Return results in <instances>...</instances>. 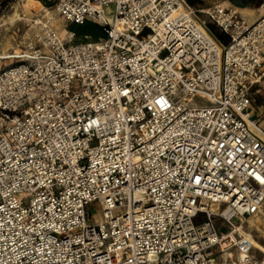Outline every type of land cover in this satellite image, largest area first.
<instances>
[{
    "label": "built area",
    "instance_id": "built-area-1",
    "mask_svg": "<svg viewBox=\"0 0 264 264\" xmlns=\"http://www.w3.org/2000/svg\"><path fill=\"white\" fill-rule=\"evenodd\" d=\"M47 1L103 37L67 43L45 23L0 69V264H264L235 230L264 211V19Z\"/></svg>",
    "mask_w": 264,
    "mask_h": 264
},
{
    "label": "rangeland",
    "instance_id": "rangeland-1",
    "mask_svg": "<svg viewBox=\"0 0 264 264\" xmlns=\"http://www.w3.org/2000/svg\"><path fill=\"white\" fill-rule=\"evenodd\" d=\"M216 1L222 3L225 0H210V2H205L204 6L199 7L200 9L198 10H206L216 3ZM260 5H264V0H260L258 4L256 3L251 8H257ZM194 7L197 8L196 6ZM48 14L52 17L50 21L47 20L46 15ZM197 16L200 21L209 22V18L205 14L198 13ZM10 18L15 19L14 23L9 20ZM105 19L109 24L113 23L114 6L112 4L106 8ZM45 23H48L58 33L59 37L63 31L70 32V29L74 27V24L65 22L55 11L53 3L47 0H0V55L13 56L17 53L19 54L20 50L25 48L28 39H33L41 25ZM72 35L65 42L80 43L95 41L94 38L86 39L73 33ZM60 38L62 39V37ZM17 62L18 60L10 57L0 59V69L14 65ZM253 97L255 98L254 107L264 105V91L255 94ZM193 101L198 104H205L199 97H194ZM2 127L3 122L0 119V133ZM245 218L244 224L241 225V221H239L235 226L239 225L240 232L251 236L253 240L252 254L257 259L264 260V225L261 226L262 223H259L250 228L248 227L249 222L254 218L251 216ZM100 220L101 210L95 204H90L87 207V221L89 223H97ZM236 233L238 234V232Z\"/></svg>",
    "mask_w": 264,
    "mask_h": 264
},
{
    "label": "trees",
    "instance_id": "trees-1",
    "mask_svg": "<svg viewBox=\"0 0 264 264\" xmlns=\"http://www.w3.org/2000/svg\"><path fill=\"white\" fill-rule=\"evenodd\" d=\"M185 1L190 6H194L197 3V1L195 0H185ZM259 1L260 0H256V3ZM233 4L239 8H243L247 6L246 4L244 3L241 4L237 1H235ZM204 24L207 31L211 34L212 37L220 41L222 44H226L228 42L229 37L226 34H224L217 26H215V24L212 23L210 20L209 22H204ZM70 32L86 39L94 38L95 41L103 37V33L100 26L91 22H85L81 25L74 24V27L70 29ZM84 42H89V41H84Z\"/></svg>",
    "mask_w": 264,
    "mask_h": 264
},
{
    "label": "bare ground",
    "instance_id": "bare-ground-1",
    "mask_svg": "<svg viewBox=\"0 0 264 264\" xmlns=\"http://www.w3.org/2000/svg\"><path fill=\"white\" fill-rule=\"evenodd\" d=\"M222 5V4H221ZM241 12V14L243 15V22L245 23V24H247L248 26H251V25H253L255 22H257L258 20H260V19H264V17H262V18H260V19H258L257 20V18H255L254 17V14H253V11L251 10H246V9H244V10H241L240 11ZM255 12V11H254ZM262 13V11H258V14H261ZM47 16V20L48 21H50L51 19H52V17L48 14V15H46ZM15 18V17H14ZM14 18H10L9 20H11V22L12 23H14L13 21L15 20ZM39 24V23H38ZM73 35H72V32H68V31H63L61 34H60V37H62V40H64V41H68L69 40V38H71ZM18 55V53L17 54H15V55H13V56H9V55H0V59H6V58H12V57H16ZM251 217H253L254 219L253 220H251L250 222H249V226L248 227H253L254 225H256V224H259V223H262L261 224V226L262 225H264V211H260V212H258V213H256V214H254V215H252ZM246 221V218L245 217H243V218H241V225L242 224H244V222ZM248 223V222H247ZM258 227V226H257ZM253 229V228H252ZM236 232H238V234L241 236V237H243L246 241H248L250 244H251V246L253 245V240H252V238H251V236L250 235H247V234H244L243 232H240L239 231V225L238 226H236ZM257 230H258V228H257ZM261 231V230H260Z\"/></svg>",
    "mask_w": 264,
    "mask_h": 264
},
{
    "label": "crops",
    "instance_id": "crops-1",
    "mask_svg": "<svg viewBox=\"0 0 264 264\" xmlns=\"http://www.w3.org/2000/svg\"><path fill=\"white\" fill-rule=\"evenodd\" d=\"M185 1V0H184ZM205 2H210V0H197V3L194 5V6H196L197 8H195L194 6H190L186 1H185V3L188 5V6H190V7H192L193 9H196V10H198V9H200L199 7H202V6H204L205 5ZM217 2H220V1H216V3ZM235 1L233 0H225V1H223L221 4H222V6L223 7H229V8H233L237 13H238V17L241 19V20H243V15L241 14V10H244V9H246V10H252L253 11V14H254V17L255 18H257V20L258 19H260V18H262V17H264V5H260L259 7H257V8H251V7H253V6H251V7H249V6H247V7H243V8H239V7H237V6H233L232 4L234 3ZM215 4V3H214ZM213 4V5H214ZM256 4V3H255ZM257 4H258V2H257ZM255 11V12H254ZM258 11H262V13L261 14H258ZM257 13V14H256ZM262 91H264V89H257L255 92H254V94L252 95V97L255 95V94H258V93H261ZM253 99H254V102H255V98L253 97ZM254 102H253V104H254ZM254 106V105H253ZM261 108V107H264V105H262V106H255L254 107V109H258V108Z\"/></svg>",
    "mask_w": 264,
    "mask_h": 264
},
{
    "label": "flooded vegetation",
    "instance_id": "flooded-vegetation-1",
    "mask_svg": "<svg viewBox=\"0 0 264 264\" xmlns=\"http://www.w3.org/2000/svg\"><path fill=\"white\" fill-rule=\"evenodd\" d=\"M232 1H233V0H232ZM234 1L239 2L240 0H234ZM255 3H256V0H245V2H244V4H246V5L249 6V7L255 5ZM247 6H246V7H247Z\"/></svg>",
    "mask_w": 264,
    "mask_h": 264
},
{
    "label": "water",
    "instance_id": "water-1",
    "mask_svg": "<svg viewBox=\"0 0 264 264\" xmlns=\"http://www.w3.org/2000/svg\"><path fill=\"white\" fill-rule=\"evenodd\" d=\"M245 2V0H240L239 3L243 4ZM233 6H235L234 4H232Z\"/></svg>",
    "mask_w": 264,
    "mask_h": 264
}]
</instances>
